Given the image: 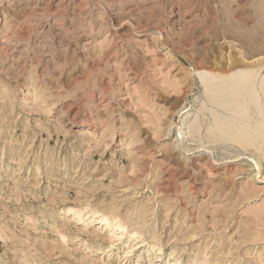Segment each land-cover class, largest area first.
Masks as SVG:
<instances>
[{"label":"rangeland","instance_id":"374dc122","mask_svg":"<svg viewBox=\"0 0 264 264\" xmlns=\"http://www.w3.org/2000/svg\"><path fill=\"white\" fill-rule=\"evenodd\" d=\"M0 264H264V0H0Z\"/></svg>","mask_w":264,"mask_h":264},{"label":"bare ground","instance_id":"6f19581e","mask_svg":"<svg viewBox=\"0 0 264 264\" xmlns=\"http://www.w3.org/2000/svg\"><path fill=\"white\" fill-rule=\"evenodd\" d=\"M257 3V2H256ZM259 3H261V2H259ZM59 34V33H58ZM37 37V36H36ZM42 41V40H41ZM47 46V45H46ZM53 48V47H52ZM248 74V73H247ZM258 77V76H257ZM239 84V83H238ZM235 94V93H234ZM260 121V120H259ZM249 143V142H248ZM248 145V144H247ZM253 146V145H252Z\"/></svg>","mask_w":264,"mask_h":264}]
</instances>
